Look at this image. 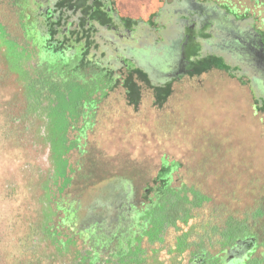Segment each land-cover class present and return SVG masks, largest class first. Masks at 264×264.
I'll list each match as a JSON object with an SVG mask.
<instances>
[{"label":"flooded vegetation","instance_id":"flooded-vegetation-1","mask_svg":"<svg viewBox=\"0 0 264 264\" xmlns=\"http://www.w3.org/2000/svg\"><path fill=\"white\" fill-rule=\"evenodd\" d=\"M0 43V264H264V0H0Z\"/></svg>","mask_w":264,"mask_h":264},{"label":"rangeland","instance_id":"rangeland-1","mask_svg":"<svg viewBox=\"0 0 264 264\" xmlns=\"http://www.w3.org/2000/svg\"><path fill=\"white\" fill-rule=\"evenodd\" d=\"M1 44V43H0ZM9 90H3L0 92V96L3 98L10 97ZM23 151L13 143H5L0 145V241L2 243V249L10 251L9 243L12 240V233L10 227L14 225V219L17 216L18 211H22L19 206L26 201V196L22 191L16 195V198L7 200L5 186L7 181L14 170V168L24 167L27 160H24ZM24 165V166H23ZM2 264H7L5 259Z\"/></svg>","mask_w":264,"mask_h":264},{"label":"water","instance_id":"water-1","mask_svg":"<svg viewBox=\"0 0 264 264\" xmlns=\"http://www.w3.org/2000/svg\"><path fill=\"white\" fill-rule=\"evenodd\" d=\"M144 55V54H143ZM175 57H171V59L169 58V57H167V56H165V57H161L158 61L155 59V58H153V57H151V56H148L147 55V53H145V55L144 56H141V57H139L138 59H139V65L145 70V71H147L148 73H149V75H150V77L153 79L154 78V74H157V75H161L162 73L159 71V70H157L156 69V67L155 66H158L159 68H160V66H161V71H162V67H169L170 66V61L172 60V58H173V60H174V58H176V60H178L179 58H178V56H179V54L178 55H174ZM154 59L157 61V63H154ZM170 60V61H169ZM174 62V61H173ZM176 62V61H175ZM164 74H165V76L167 77V79L170 77V76H175L176 74L175 73H165L164 72Z\"/></svg>","mask_w":264,"mask_h":264}]
</instances>
